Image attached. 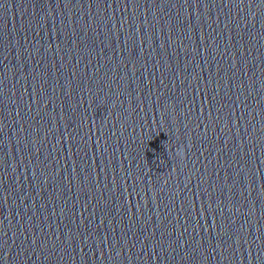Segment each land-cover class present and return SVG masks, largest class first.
<instances>
[{
  "label": "water",
  "instance_id": "1",
  "mask_svg": "<svg viewBox=\"0 0 264 264\" xmlns=\"http://www.w3.org/2000/svg\"><path fill=\"white\" fill-rule=\"evenodd\" d=\"M264 229V0H0V264Z\"/></svg>",
  "mask_w": 264,
  "mask_h": 264
}]
</instances>
